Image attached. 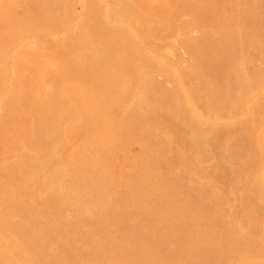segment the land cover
I'll use <instances>...</instances> for the list:
<instances>
[{"label":"rangeland","instance_id":"1","mask_svg":"<svg viewBox=\"0 0 264 264\" xmlns=\"http://www.w3.org/2000/svg\"><path fill=\"white\" fill-rule=\"evenodd\" d=\"M109 1L111 0H107V2ZM124 1L125 11L127 10L133 14V17L131 18V28H134L132 30L137 32V34H133L128 28L127 31L129 37L131 35L129 32L132 33L130 43L133 46L136 44L138 47L136 45L134 47L137 49L139 48L141 51L151 48L156 49L157 52L166 54L168 57L167 68L175 73L177 79L187 87L186 89L192 98L191 104H195L193 106L197 110L208 111L215 109V107L224 110L233 102V98L236 95L239 86L227 82L228 72L231 71L238 61H240L242 56L249 61L250 65H247V67L250 66L248 71L258 77L264 78V0ZM152 1L155 3L153 4ZM157 1L158 3H156ZM237 2L239 7H237ZM45 10H50L54 16L65 19L61 21L63 25L72 21L67 25V30L69 28L68 31L70 33L72 32L73 35L77 32H73V30H78L80 32L79 25L81 24V27L84 24L85 28L83 30L80 27L82 29L81 31H90L93 27L91 22L88 21V17L92 11L91 5L83 0H68L65 4L55 2L54 0H7L6 6L3 8V11L0 12V27L3 26L5 29H20L22 28L21 23L27 17L31 19L30 17H33L37 13H42ZM234 11L237 13L235 14ZM247 11H250V13H247ZM101 17L103 16L101 15ZM49 22L48 19L42 18L41 20L32 23V31L38 29L44 31L43 34L38 37H34L33 33H20L19 31L15 38L10 42V47L13 48H10L11 52L8 53L7 58H5L7 62H5L4 59L2 64L5 78L0 87V122L3 118V120L7 121L8 118L11 117V123L6 129L0 126V190L4 193L3 197L0 196V246L7 255V259L9 258L4 263L0 262V264H46L40 262V259L34 254V252H36L35 247L43 245L45 243H43L45 238L42 236L34 237L33 234L30 233L26 234L25 230L18 226L13 229L11 228L13 224L15 225L22 220L23 207H26L33 212H44V219H39V225L44 228L48 226L58 228L61 231L62 236H72L74 232L71 233V229L77 230L74 244L67 247L70 249L66 248L63 253L61 252L60 255L62 256H56V260L53 264H141L142 261L143 264H215L223 255L230 253V249L227 247L225 248L223 244L226 238V229L229 227L230 223H233L236 227H241V215V219H243L244 222L246 219H252L251 222L254 224L256 230L257 241V246L255 247L256 253H254L251 258H254L253 262L249 263L251 259H249L250 261L247 259L248 261L243 264H264V241L262 240L264 239V204L262 207H259L255 201L254 195L251 194L244 183H241V179L245 173H247L249 164L252 163L251 161L256 163L257 170L259 171L257 172V175L264 174V172L261 173L263 170H261V168H264L263 166L261 167L263 164V162H261L262 159L264 161V154L263 158L257 156V158H255L256 161L251 158L248 159L252 148L259 153L257 147L261 144L262 140L264 142V102H262L263 98L261 97H258L255 100L256 105L252 112L253 115L251 113L250 116L248 114L249 117L244 118L245 115L243 117V115L240 114L241 112H238L237 114L236 111V113H233L234 115L229 117L230 120L228 119L229 122L227 121L224 130L219 131L216 134H210L208 135L209 137L207 136L206 143L208 144L206 145V150L210 153L203 159V171L197 178L194 177V179L198 183L203 179L202 184H205L209 191L211 190L213 194L218 193L221 195V199L218 203L219 210L217 217L216 213L211 215L212 217L209 216L207 219V217H203L205 216L203 213H200L201 211H205L208 203H210L209 201L212 199L211 195L205 198L198 197L192 199V203L190 201V203L185 206L186 208L184 207L185 209L179 207L186 203L187 198L190 195L195 194L194 190H192L194 185L191 182L193 176L189 173L188 168H184L181 165L179 157L184 154V151L188 148L186 142L187 138L185 136L186 132L180 131L176 123L173 122L170 116H168L170 113L167 108L168 104L163 101L165 93H169L171 90L166 84H164V82L161 83L160 79H157L158 84H150L146 89L147 96L156 101L154 104V113L152 112L149 117H146L147 120L141 122L134 120V122L129 123L130 127L135 128V132L131 133V135L128 136V139L121 143L122 146L120 145L117 152H112L109 161L106 163V166L111 167L113 170V179L111 178L112 184H118L120 188H126L130 192L129 195L126 194V196H123L122 198L120 197L121 202L118 207L113 208L111 211H107L108 214L106 215L103 214L100 219L102 222H98L92 217L90 218V215L87 212H84L86 214L81 212L79 214L81 217L77 216L78 219L80 218L81 220H77L78 223H76V217L74 218L72 215L73 213L66 209L61 212V215H59V223H54L53 220L55 219L52 215L54 214L53 212L55 211V208L50 206V198L37 203L34 201V197L31 198L29 195H24V193H26L24 190L28 174L18 175V173L13 170H8V167L15 164L24 153L28 152L30 156L35 159V161H33L34 166L29 170L32 171L30 172V175L42 174L47 167V158L43 156V147L38 138L35 137L32 140L30 136H28V132L35 128L36 131H38V133L35 131L37 133L36 135L39 136V133H43L49 129L53 123L50 122L51 117L49 116V112L40 114L39 111L32 108L16 111V109H18L17 105H13L6 111L4 103L7 100L14 102L15 98L17 99V96L19 95V89L23 87L26 89V86H30L32 82L35 81V84L36 80H40L43 73V70H41L42 67L52 69L54 67H59L60 69H63L66 67V64L68 68L70 67V53H72L73 50V47L70 44L73 36L70 37L71 34H68V31L61 32V26H58L57 28H49ZM71 25L72 28L70 27ZM95 26L98 28L97 24ZM228 28L235 32L243 31L247 28L249 29L248 36L244 37L242 40L233 38L231 41L224 39V41L219 42L217 35L223 34L227 36ZM56 32L57 34H55ZM178 32L184 33L185 39L178 38ZM204 34H206V37L203 36ZM209 35H212V37ZM1 36L2 33L0 34V37ZM63 36L64 38H62ZM140 36L142 38H139ZM46 38L49 39L48 42ZM91 41H94V44L97 43L99 50L102 49L103 39L99 36H92ZM256 41L259 42V47L258 50L256 49V52H254L253 47L256 46L254 43ZM45 42H47V44ZM60 42L61 45L59 46ZM12 43H15L16 45ZM19 44L21 46H19ZM253 52L254 54H252ZM17 60L20 62H17ZM113 60H115V54L112 56V60H110L109 63L113 64ZM34 63H36L37 66L31 75V65ZM9 67H11L12 70ZM13 68L16 70L10 80V75L12 74V71H14ZM259 69H261V71ZM74 76H76L74 71L69 69L63 76V81L72 82L74 81ZM25 78L27 80H25L24 86L21 87ZM206 78L208 80H206ZM41 87V89H38L35 92L31 101H37L38 98H41L42 90L44 91L43 86ZM112 88L115 92L118 91L117 85L112 86ZM107 94H111V92L108 91ZM260 103H262V106ZM259 105L261 107H259ZM256 111H259L260 113ZM239 115L241 118H239ZM260 115H262V117ZM250 117H253L254 119L251 118V121ZM114 118H116V116ZM258 119L260 120V123ZM242 121L245 122V126L241 125ZM28 123L29 126H26ZM145 123L148 127H145ZM31 124H33V126H31ZM160 124L164 127L160 126ZM260 124H262V126H260ZM260 129H262V131ZM66 132L67 135L64 131L65 134L63 133V139L59 143L61 150L63 153L66 152V150L79 152L81 150V147H79L81 144L79 135L77 136L76 132H71L70 130H67ZM148 132L161 138L164 141V144H158L155 142L157 140H148L146 135ZM251 133L253 134L251 135ZM255 133L258 134L257 137L255 136ZM26 138H30L31 140H28V142L26 141ZM247 139H251L254 145H250V141L246 142ZM74 140L76 142H74ZM33 142L35 143L33 144ZM256 143H258V145ZM153 145L155 147H152ZM262 145L264 146V143H262ZM151 149L155 150L154 153H151ZM167 149L169 151H167ZM70 154L72 155L73 153ZM70 154H67V156L65 155L66 157L64 158H70ZM230 159H233V161ZM44 165L46 167H44ZM123 172L126 174H123ZM261 176L264 178V175H259L258 177L262 178ZM20 183L22 185H20ZM149 184L153 185V187L148 189ZM158 194L165 197L164 200L160 202L159 206L155 204L156 195ZM238 200L245 203L243 210L246 214L237 208ZM51 208H53V210H51ZM148 208L150 209L148 210ZM234 208H237L238 210L236 213H232ZM68 213H70L71 217ZM82 215L84 216L82 217ZM93 223L98 227V231L91 240L89 235H86V231L89 230L88 224L93 225ZM97 223L99 225H96ZM139 226L142 228L139 229ZM2 232H4V234ZM129 232L131 233L129 234ZM31 240L33 241L31 242ZM101 240L103 242H101ZM3 241H5V243H3ZM77 242H80V244ZM208 253L210 254L209 261L207 262L206 260V263H202L204 262L203 258ZM257 254L259 258L257 257ZM257 259L260 260L256 262Z\"/></svg>","mask_w":264,"mask_h":264},{"label":"bare ground","instance_id":"2","mask_svg":"<svg viewBox=\"0 0 264 264\" xmlns=\"http://www.w3.org/2000/svg\"><path fill=\"white\" fill-rule=\"evenodd\" d=\"M54 1L59 2L61 4H65L68 0H54ZM83 1L86 2L87 4H90L91 8H92V11L90 12V16L88 17V21L91 22V24L93 26L90 31H86V32L81 31L82 29L83 30L85 29L84 24L82 27H81V25H82L81 24V25H79L82 28L81 29L79 27L80 32L78 30H73V32L77 31L75 33V35H73L72 32L70 33L68 31L69 28L67 30V25L70 24L72 21L71 22L69 21L70 23H67V24L65 23L66 24V26H65V24L63 25L61 23V21L65 20V19H62V17L58 18L57 16H54V14L50 10H45L42 13H37L33 17H30L31 19H29L27 17L21 23L22 28H20V29H18V28H16V29H13V28L5 29L3 26L0 27V34L2 33V36L0 37V87L2 86L4 78H5V72H3V68H2L3 61L5 58H7L8 53L11 52L10 48H13V47H10L11 40L15 38V36L17 35V33L19 31H20V33L21 32L22 33H28V32L33 33L34 37H38L41 34H43L44 31L39 30L38 28H37L38 30L32 31L31 25H32V23H35L38 20H41L42 18H46L50 21L49 22L50 23L49 28H57L58 26H61V28H62L61 32L68 31V34L69 33L71 34L70 37L73 36L71 38V44H70L73 47V50H72V53H70L71 59L69 61L70 62L69 68L67 67V64H66V67H64L63 69H60L59 67H57V68L54 67L55 69L42 67L41 70H43V73H42L40 80H36L35 84H34L35 81L32 82V84L30 86H28V87L26 86V89H24L23 86L25 84V80H27L25 78L23 80V84L21 86L23 88L18 90L19 91V95L17 96L18 100L15 98L14 102L7 100L4 103V106L6 107V111L9 110L13 105H17L18 109H16V111L17 110H26V109L32 108L34 110L39 111L40 114H42V113L44 114L46 112H49V116L51 117L50 122L53 123V124H51L52 126L50 125L51 127L49 129H47L43 133H39V136L36 135L38 133V131H36V129L34 127H33L34 129H31V131L28 132V136H30V138L32 140L36 137V138H38L40 144L42 145L43 153H44L43 156H45L47 158V162H48V163L46 162L47 167L44 165V167H46L45 171L43 169L44 172H42V174H40V175H37V174L30 175V172H32V171H29V170H30V168H32L34 166L33 161H35V159L33 157H31L30 154L27 152V153H24L21 156V158L15 164L10 165L8 167V170H10V171L13 170L14 172L18 173V175L19 174H21V175L28 174V176H27L28 178H27L26 186H25V190H24L26 193H24V195L25 194L27 196L29 195L31 198L34 197L35 199L34 198L33 199L37 203L44 201L47 198H50L49 204L51 207L55 208V211L53 212L54 214L52 215L53 218L55 219V220L52 219L54 221V223H59V215H61L62 214L61 212L65 211L66 209L73 213L72 215L74 218L76 217V219H75L76 223H78V221L80 219V218L78 219V217L80 216L79 214L81 212L82 213L87 212L90 215V218L92 217L94 220H97L98 222H102L100 219L102 218L103 214L106 215V214H108L107 211H111V210H113V208L118 207L120 205V202H121L120 197L122 198L123 196H126V194L129 195V192H130L126 188H120L118 186V184H116V185H113L114 183L112 184L111 178H112L113 170L111 167L106 166V163L109 161L110 155L112 154V152H114V151L117 152V149L120 147L121 143L125 142L126 139H128V136H130L131 133L135 132V128L130 127L129 123L134 122V120H138L139 122L147 120L146 117H149L150 114H152V112L154 113V111H155L154 110V104L156 101H155V99L147 96V90L146 89H147L148 85H150V84H152V85L158 84L157 79H160L161 83L164 82V84H166L169 87V89L171 90V92L165 93V97H164V101H163V102L168 104V107L166 106L170 112L168 116H170L171 119L173 120V122L176 123V125L178 126L180 131L186 132L185 136L187 138L186 142H187L188 148H187V150L184 151V154L180 155V157H179V159L181 160V165L184 168H188L189 173L193 176V178H191V182L194 185V188H192V190H194L195 194L190 195L188 198L186 197L187 198L186 203H184L182 206H179V207H181L182 209H185L186 208L185 206L187 204H189L192 199L198 198V197H204L205 198V197H208L211 195L212 199H210V201H209L210 203H208V206L206 207L205 211H201L200 213L201 214L203 213L205 215L203 217H207V219L209 216L216 214V213H217V215H216V217H217L218 216V210H219L218 203L221 199V195H219L218 193L213 194L211 192V190L209 191L207 186L205 184H202L203 179L200 180V183L196 182L194 179V177L197 178L199 176V174L203 171V169H204L203 168V159L205 157H207V154L210 153V152L208 153L206 150V145L208 144V143H206L207 136L210 134H216L217 132L224 130L225 125L227 124V121L229 122V120H230L229 117L234 115L233 113L234 112L236 113V111H237V114H238V112H241L240 114L243 115V117L245 115L244 118L249 117L250 114L255 109V107H254L256 105L255 100L258 97L263 98L262 99L263 101L262 100L261 101L264 102V78L258 77L255 74L250 73L248 71V68L250 66L247 67V65H250L249 61L247 59H245V57L242 56L240 61H238V63L231 69V71L228 72L227 82L230 84H234V85L236 84L240 87V88L238 87V91L236 92V95L233 98V102L228 107H226V109H224V110H221L220 108H216V107H215V109H211L208 111L197 110L193 106L195 104H193V105L191 104L192 98L186 89L187 87H185V85L177 79V75L175 73H173L172 71H170L167 68V65H168L167 55L164 53L157 52L156 49H151V48H147V47H146L147 48L146 50L141 51V50H139V48L137 49L136 47H134L136 44L133 46L130 43V37H132L131 32H133V34L134 33L137 34V32L132 30L134 28H131L132 27L131 26V18L133 17V14L127 10L125 11V1L124 0H111L109 2H107V0H83ZM6 2H7V0H0V12H2L3 8L6 6ZM154 3L155 2H153V4ZM156 3H158V1ZM52 4H54V3H52ZM134 5H135V3H134ZM237 5H238V2H237ZM261 5H263V4H261ZM82 6H85V5H82ZM240 6H241V4H240ZM237 7H239V5ZM39 10H42V9H39ZM234 12H235V14L237 13L236 11H234ZM238 12H240V11H238ZM247 13H250V11H247ZM63 14H64V12H63ZM101 15L103 17H101ZM67 16H68V14H67ZM236 17L238 18L237 15H236ZM234 20H235V18H234ZM237 21H236V24H237ZM65 22H68V21H65ZM232 22H233V20H232ZM96 24H97L98 28L95 26ZM70 27L72 28V25ZM237 27L239 28L238 25H237ZM128 28H129V30H131V32H129L131 34L130 37H129L128 31H127ZM139 31H140V29H139ZM248 32H249V29H247V28H245L243 31H236V32L233 30H230L228 28L227 36H225L223 34H219V35H217V39L219 40V42L224 41V39L231 41V39H233V38H238L239 40H242L244 37L248 36ZM55 34H57V32ZM68 34H67V36H68ZM94 35H97L101 39H103V42H102L103 44H102L101 50H99V48L97 47V43H95L96 44L95 45L93 43L94 41L93 42L91 41V37ZM147 36H148V34H147ZM203 36L206 37V34H204ZM209 36L212 37V35H209ZM136 37H138V36H136ZM62 38H64V36ZM139 38H142V37L140 36ZM178 38L185 39L184 33L178 32ZM65 39H67V38H65ZM48 41H49V39H47V42ZM139 41H140V39H139ZM166 41H168V40H166ZM47 42H45V43L47 44ZM57 42H59V41H57ZM134 42H136V41H134ZM254 43L256 46H254L253 49H254V52H256V49L258 50V47H259V42L256 41ZM12 44H15V43H12ZM139 44H140V42H139ZM60 45H61V42L59 43V46ZM19 46H21V45L19 44ZM220 46H222V45H220ZM239 46H240V44H239ZM16 47H18V46H16ZM54 47H55V45H54ZM112 47H113V49H112ZM29 48H31V47H29ZM15 50H13V51H15ZM34 51H35V49H34ZM254 52L252 54H254ZM169 53H170V51H169ZM114 54H115V60H113V64H110L109 62H110V60H112V56ZM11 57H14V56H11ZM5 62H7L6 59H5ZM17 62H20V61L17 60ZM232 64H233V62H232ZM36 66H37L36 63L31 65V70H30L31 75H32V72L35 70ZM9 68L11 69V67H9ZM69 69H72L74 71V73L76 74V76L73 77L74 81H72V82L63 81L64 80L63 76L68 72ZM13 70H14V68H13ZM15 70L12 71V74L10 75V77L14 75ZM259 70L261 71V69H259ZM190 73H194V72H190ZM16 77H17V75H16ZM11 79H12V77L10 78V80ZM10 80H9V82H10ZM206 80H208V79L206 78ZM115 85H117V88H118V91H116V92L112 88V86H115ZM227 85H229V84H227ZM41 86H43V88H44V91L42 90L41 98H38L37 101H31L35 92L38 89L42 88ZM202 86H203V84H202ZM108 91H110L111 94H107ZM14 93H16V92H14ZM212 96H213V94H212ZM0 105H1V103H0ZM260 105L262 106V103H260ZM260 105H259V107H261ZM46 110H49V111H46ZM256 112H259V111H256ZM248 114H249V116H248ZM252 115H253V113H252ZM35 116H36V114H35ZM115 116H116V118H114ZM260 116L262 117V115H260ZM239 118H241L240 115H239ZM251 118H253V117H250V120H251ZM3 119L0 122V126H2V128H4V129H6L9 126V124L11 123V117H9L7 121L3 120ZM263 119H264V117H263ZM158 121H160V120H158ZM233 122H234V119H233ZM253 122H252V124H253ZM165 123H166V121H165ZM259 123H260V120H259ZM263 123H264V121H263ZM241 125L245 126V122L242 121ZM26 126H29V123L26 124ZM31 126H33V124H31ZM160 126H162V124H160ZM172 126H173V124H172ZM238 126H239V124H238ZM260 126H262V124H260ZM145 127H148V126H146V123H145ZM162 127H164V126H162ZM67 130H70L71 132H76L77 136L79 135L80 140H81V144L79 146V147H81V150L79 152L72 151V150H66V152L63 153V151L61 150V146L59 143L63 139L64 131L67 135V132H66ZM260 130L262 131V129H260ZM254 131H255V128H254ZM17 132H19V131H17ZM252 134L253 133H251V135ZM146 135H147L148 140H157L155 142H157L158 144H160V145L164 144V141L161 138L154 136L153 133L148 132V133H146ZM257 135L258 134H256L255 136L257 137ZM17 136H19V135H17ZM140 136H141V134H140ZM30 138H26V141L31 140ZM23 141H24V139H23ZM247 141L248 142L250 141V145H254L253 141H251V139H249V140L247 139L246 142ZM14 142H16V141H14ZM74 142H76V141L74 140ZM146 142H148V141H146ZM256 142H258V141H256ZM34 143L35 142H33V144ZM262 143H264L263 140L261 141V144H259V146L257 147V149L259 150L258 151L259 153H257L256 150L252 148V151L250 152L248 159L251 158V159L255 160V158H257V156H259V157L261 156L263 158L264 146L262 145ZM224 144H226V143H224ZM256 144L258 145V143H256ZM69 146H71V145H69ZM26 147H28V146H26ZM152 147H155V146L153 145ZM225 148H224V150H225ZM234 149H235V147H234ZM36 150H37V148H36ZM22 151H23V149H22ZM154 151H155L154 149H151V153H154ZM167 151H169V150L167 149ZM70 153H73V154L71 155ZM67 154L71 155L70 158H64L67 156ZM175 156H178V155H175ZM45 157H43V158H45ZM230 160L233 161V159H230ZM234 161H235V158H234ZM134 162H135V160H134ZM223 162H224V160H223ZM251 162L252 163H250L248 168H247V173H245V175L241 179V183H244L247 186V188L251 192V194L254 195V198H255L257 205L259 207H262L264 204V178L262 176H261L262 178H259L258 176L264 175V174L257 175V172H259V171L257 170L256 163H254V161H251ZM261 162H263V164L261 163L262 165L260 164L261 167L262 166L264 167L263 159ZM204 165H205V163H204ZM213 166H215V165H213ZM221 169H222V167H221ZM217 170H218V168H217ZM261 170H262L261 173H263L264 168H261ZM181 171H182V169H181ZM227 171H228V169H227ZM7 173H10V172H7ZM123 174H126V173L123 172ZM173 179H174V177H173ZM197 181H198V179H197ZM20 185H22V184L20 183ZM210 185H212V184H210ZM216 186H217V184H216ZM151 187H153V185L149 184L148 189ZM21 189H22V186H21ZM213 192H214V190H213ZM0 196L1 197L4 196V193H2L1 190H0ZM164 198L165 197L163 195L158 194V195H156V202L154 200H152V201L155 202V204L157 206H159L160 202H162L164 200ZM240 198H242V197H240ZM28 199H29V197H28ZM33 199H31V200H33ZM176 200H177V198H176ZM191 203H192V201H191ZM244 204L245 203L243 201L238 200L237 208L244 212V210H243ZM150 208H148V210ZM237 208H234V210H232V213H236L238 211ZM22 209H23L22 220L21 221L19 220L20 222H18L15 225L14 224L12 226L10 225L11 228L13 229V228L18 226L19 228L24 229L26 234H29V233L33 234L34 237H38V236L44 237L45 239L43 240V243L44 242L45 243L44 244L42 243L43 245H38L37 247H35L36 252H34V254L37 255V257L40 259V262L46 263V264H53L54 261L56 260V256L57 257L62 256V255H60L61 252L63 253L67 247H70L74 244L75 235L77 233V230L71 229L70 232L71 233L74 232L72 236H69V237L68 236H66V237L62 236L61 231L58 228L50 227V226L44 228V227H41V225H39V219L43 218L44 212H39V211L33 212V211H30L29 209H27L26 207H23ZM46 209H48V208H46ZM97 209H98V211H97ZM43 210H45V209H43ZM51 210H53V208H51ZM191 210H192V208H191ZM47 212H49V211H47ZM70 213H68V214L70 215ZM51 214H49V215H51ZM84 214H86V213H84ZM229 214H230V211H229ZM45 215H46V213H45ZM254 215H256V214H254ZM83 216L84 215H82V217ZM70 217H71V215H70ZM241 218H242V215H241ZM241 218H240L241 227H239V226L236 227L233 225V223H230L229 227L226 229V238H225L223 244H224L225 248L227 247L228 249H230V253L227 255H223L221 257V259L218 262H216L215 264H243L244 262L246 263V261L251 259L252 256L254 255V253H256V250H255L256 249L255 247L257 246L256 230H255L254 224L251 222L252 219L251 220L246 219L244 222V220ZM62 220H63V217H62ZM14 221H16V220H14ZM236 222H237V220H236ZM176 224H177V222H176ZM72 225H74V224H72ZM88 225H89L88 226L89 230L86 231V235H89V238L92 240L93 236L98 231L97 230L98 227H96L94 223H93V225L92 224H88ZM96 225H99V224L97 223ZM223 225H225V224H223ZM218 226H219V223H218ZM138 228L141 229L142 227L139 226ZM187 228H189V227H187ZM211 230H212V228H211ZM115 231H116V229H115ZM4 232H2V233L4 234ZM64 233H66V232H64ZM108 233H109V231H108ZM130 233L131 232H129V234ZM263 233H260V234H263ZM261 237H263V236H261ZM262 240L264 241V239H262ZM5 241H3V243H5ZM32 241L33 240H31V242ZM263 241H262V243H263ZM82 242H84V241H82ZM101 242H103V241L101 240ZM78 244H80V242ZM6 247H7V245H6ZM263 248H264V245H263ZM67 249H70V248H67ZM18 252H20V251H18ZM209 256H210L209 253L206 254V256L203 258L204 262H202V263H206V260L208 262ZM257 257H258V254H257ZM8 259H7V255L5 254V252L2 250V248L0 246V262L4 263ZM253 260H254V258L251 259V261L249 260L250 261L249 263H252ZM258 260H260V259H257L256 262H258ZM29 261H30V259H29ZM141 264H143V261Z\"/></svg>","mask_w":264,"mask_h":264}]
</instances>
